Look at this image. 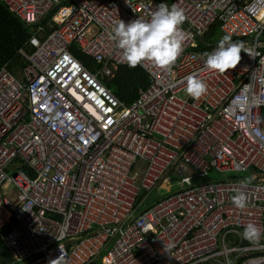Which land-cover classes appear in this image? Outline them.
<instances>
[{
  "label": "built area",
  "instance_id": "obj_1",
  "mask_svg": "<svg viewBox=\"0 0 264 264\" xmlns=\"http://www.w3.org/2000/svg\"><path fill=\"white\" fill-rule=\"evenodd\" d=\"M0 1L31 32L17 75L0 68L8 264H264V235H240L264 228V0H170L186 17L183 51L169 71L137 64L151 82L129 103L71 48L110 75L127 65L109 39L115 21L162 1ZM215 23L253 50L225 73L194 58L216 46L204 39ZM189 74L207 84L198 99L184 92ZM160 183L178 189L152 198Z\"/></svg>",
  "mask_w": 264,
  "mask_h": 264
},
{
  "label": "clouds",
  "instance_id": "obj_2",
  "mask_svg": "<svg viewBox=\"0 0 264 264\" xmlns=\"http://www.w3.org/2000/svg\"><path fill=\"white\" fill-rule=\"evenodd\" d=\"M185 19L183 9L174 4L169 7L165 3H160L147 18L137 16L127 22L118 18L110 29L109 39L114 42L121 60L128 66L135 67L148 61L154 67L169 71L183 51L186 33L181 25ZM242 51L252 58V49L246 48L243 41H233L230 35L225 34L218 40L213 50L194 54V58L199 55L203 58L206 69L225 73L238 64ZM184 80V92L189 97L198 99L206 93L207 84L198 75L189 74ZM156 194L155 197L159 198L158 191ZM230 199L237 208L246 206L247 196L243 191L238 190ZM144 202L146 205L150 203L149 200ZM240 235L250 243H259L264 235V228L248 222L243 226Z\"/></svg>",
  "mask_w": 264,
  "mask_h": 264
},
{
  "label": "trees",
  "instance_id": "obj_3",
  "mask_svg": "<svg viewBox=\"0 0 264 264\" xmlns=\"http://www.w3.org/2000/svg\"><path fill=\"white\" fill-rule=\"evenodd\" d=\"M168 4L170 0H158ZM219 26L213 24L204 36L206 41L218 42L222 36H217ZM29 27L12 14L3 2L0 1V68L6 65L7 69L17 75L20 68L25 64V60L17 55V50L22 47L30 37ZM27 51H30L28 48ZM72 54L84 66L95 71L99 65L95 63L89 56L82 53L77 48H71ZM103 83L111 90V92L121 101L129 103L136 97V90L141 87L148 86L147 74L138 66L130 67L128 65H117L113 71V76L103 79ZM9 225L5 224L0 227V261L6 255L2 235L9 230Z\"/></svg>",
  "mask_w": 264,
  "mask_h": 264
},
{
  "label": "rangeland",
  "instance_id": "obj_4",
  "mask_svg": "<svg viewBox=\"0 0 264 264\" xmlns=\"http://www.w3.org/2000/svg\"><path fill=\"white\" fill-rule=\"evenodd\" d=\"M217 36H222V35H221L220 32H217ZM227 176H231V175H227ZM236 177L239 178V179H244V178L247 177V175H246V174H238V175H236ZM210 178H221V175H220L219 173L210 172L209 175H208V177H207V179H204V180H208V179H210ZM177 188H178V187H177L176 185H174V184H172V185H167V184H165V183H160V184L156 187V190H153V191L151 192V196H152V197H155V196L157 195L156 192L158 191V193H159V196H158V197H163V196L169 194L170 192L175 191ZM146 206H147L146 204L141 205V206L139 207V210L144 209ZM1 210L4 211L3 207H1ZM2 219H3V223L9 221V217H8V219H6V220L4 219V217H2ZM0 252H2V250H0ZM6 253H7V252H6Z\"/></svg>",
  "mask_w": 264,
  "mask_h": 264
},
{
  "label": "bare ground",
  "instance_id": "obj_5",
  "mask_svg": "<svg viewBox=\"0 0 264 264\" xmlns=\"http://www.w3.org/2000/svg\"><path fill=\"white\" fill-rule=\"evenodd\" d=\"M116 66L117 65H110V68H111V74L110 75H108V76H106V75H104L103 73H101L100 71H99V68H97L95 71H91V72H93V73H97V77L103 82V79H106V78H110V77H112L113 76V71H114V69H116ZM90 71V70H89ZM148 76V75H147ZM150 82H151V79L149 78V76H148V85L150 84ZM109 89V88H108ZM110 90V89H109ZM111 91V90H110ZM121 101V100H120ZM123 102V101H122ZM123 103H125V102H123ZM4 212V213H3ZM1 211V205H0V220H1V218H2V216L3 217H6V219H8V217H9V213L7 212V211Z\"/></svg>",
  "mask_w": 264,
  "mask_h": 264
},
{
  "label": "water",
  "instance_id": "obj_6",
  "mask_svg": "<svg viewBox=\"0 0 264 264\" xmlns=\"http://www.w3.org/2000/svg\"><path fill=\"white\" fill-rule=\"evenodd\" d=\"M12 261L10 253H6L4 258L0 261V264H8Z\"/></svg>",
  "mask_w": 264,
  "mask_h": 264
},
{
  "label": "crops",
  "instance_id": "obj_7",
  "mask_svg": "<svg viewBox=\"0 0 264 264\" xmlns=\"http://www.w3.org/2000/svg\"><path fill=\"white\" fill-rule=\"evenodd\" d=\"M2 211V210H1ZM3 212V211H2ZM4 213V212H3ZM4 219L6 220V217H4ZM3 219L1 218L0 220V224L2 223Z\"/></svg>",
  "mask_w": 264,
  "mask_h": 264
}]
</instances>
